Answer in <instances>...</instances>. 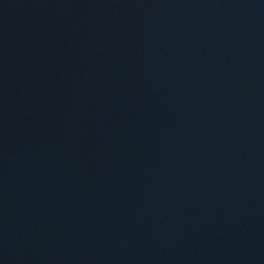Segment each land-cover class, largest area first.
<instances>
[{
    "label": "water",
    "instance_id": "water-1",
    "mask_svg": "<svg viewBox=\"0 0 264 264\" xmlns=\"http://www.w3.org/2000/svg\"><path fill=\"white\" fill-rule=\"evenodd\" d=\"M0 264H264V0H0Z\"/></svg>",
    "mask_w": 264,
    "mask_h": 264
}]
</instances>
